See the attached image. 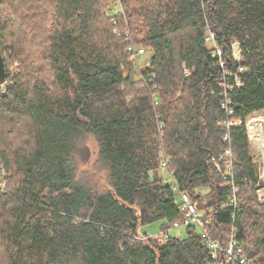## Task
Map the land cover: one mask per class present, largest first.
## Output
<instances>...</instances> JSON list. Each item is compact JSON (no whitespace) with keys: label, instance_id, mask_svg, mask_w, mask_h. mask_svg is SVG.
Instances as JSON below:
<instances>
[{"label":"trees","instance_id":"trees-1","mask_svg":"<svg viewBox=\"0 0 264 264\" xmlns=\"http://www.w3.org/2000/svg\"><path fill=\"white\" fill-rule=\"evenodd\" d=\"M110 4L0 0V264H239L212 260L195 224L168 236L183 220L173 185L212 241L264 264V178L244 125L264 112V0ZM208 30L224 70L245 68L241 87L211 57ZM129 43L148 54L142 68ZM86 137L104 186L78 173ZM156 221L163 237L138 235Z\"/></svg>","mask_w":264,"mask_h":264},{"label":"built area","instance_id":"built-area-1","mask_svg":"<svg viewBox=\"0 0 264 264\" xmlns=\"http://www.w3.org/2000/svg\"><path fill=\"white\" fill-rule=\"evenodd\" d=\"M110 1V11L112 12H116L119 11L121 12V0H109ZM128 35V34H127ZM204 42L210 46L211 48V57L212 58H218L219 60V66L223 72V75L225 77H231L232 75V81H233V85L236 88H239L242 86V80H241V75L242 73H244L245 68L242 66H239L237 68V72L236 73H230L229 71L224 70V65L222 62V56L223 53L222 51L216 46L215 43V39H214V34L211 31H207L206 36L204 38ZM231 49H232V58L234 60V62L236 64H239L240 61V46L239 43L236 41H233L231 43ZM127 51L133 56L135 57V59L144 54L143 49H136L134 47L133 44L129 43V45L127 46ZM185 74L187 75L188 72L185 71ZM229 101L225 100L223 101V103H221V107L222 109L226 108L227 110L229 107ZM228 112H231V110H229ZM254 115V114H252ZM250 115L249 117H247L244 121V125H245V129H246V134L248 137V141L251 145H253L250 141V137H249V132H248V122L250 119L256 117V116H252ZM264 120V117H262ZM242 124L240 119H233V120H228V121H222L219 123V126H221V128L225 131H228L229 128L231 127H235V126H240ZM224 140L227 141L228 140V134L225 133L224 135ZM254 146V145H253ZM223 156L227 159V161L224 163V171H225V175H229L231 168H232V164L230 162V157H231V151L230 149H225L223 151ZM162 167L166 166V163H162L161 164ZM214 168L217 171H220V165L218 162L214 163ZM171 174L168 173V181H172L171 178ZM172 190L174 193H176L177 198L175 196L174 199V203L179 207L180 211L183 213V220L182 222H174L173 224V228H179L181 226L184 225H189V224H195L197 227H199V229L202 232V237L204 239L205 244L208 246V248L210 249V255H211V259L214 260L217 257V252L220 251L222 253V255H224L226 258H228L231 261H235L238 262L239 264H246V261L244 260V258H242L240 256V251L239 250H234V246L233 243H230L226 248H221L219 247V245L212 241L211 238L209 237L206 227L202 221V219L200 218L195 205L192 203L190 197L187 195V193L183 190H180L177 188L176 185H173Z\"/></svg>","mask_w":264,"mask_h":264},{"label":"rangeland","instance_id":"rangeland-1","mask_svg":"<svg viewBox=\"0 0 264 264\" xmlns=\"http://www.w3.org/2000/svg\"><path fill=\"white\" fill-rule=\"evenodd\" d=\"M148 59V54L141 55L136 58V62L138 63V67L142 68L144 64L146 63ZM252 116H256L252 119L258 118V117H264V112H257ZM251 145V144H250ZM80 147H83V151L81 153V156H79V165H78V173L79 175H82L83 177H87L92 179L96 185L104 186V171L100 168V166L97 164V146L94 140L91 137H86ZM252 149V156L254 158V161L258 165L260 169V173L263 171L264 166V159H262L258 152L256 151L255 147L251 145ZM86 155V158L84 156ZM162 177L167 178L168 174L165 171L161 172ZM264 178V177H263ZM258 196L261 195L263 198L260 200L264 201V189L260 190L258 193ZM177 198V195H176ZM164 226L163 221H156L147 225H142L138 227L137 233L140 237H154L159 236L163 237V231L162 227ZM168 236L171 237H178L183 238L185 236V227L180 228H171L168 230Z\"/></svg>","mask_w":264,"mask_h":264},{"label":"bare ground","instance_id":"bare-ground-1","mask_svg":"<svg viewBox=\"0 0 264 264\" xmlns=\"http://www.w3.org/2000/svg\"><path fill=\"white\" fill-rule=\"evenodd\" d=\"M248 132L251 143L254 145L259 156L264 159V120L262 117L250 119Z\"/></svg>","mask_w":264,"mask_h":264},{"label":"water","instance_id":"water-1","mask_svg":"<svg viewBox=\"0 0 264 264\" xmlns=\"http://www.w3.org/2000/svg\"><path fill=\"white\" fill-rule=\"evenodd\" d=\"M5 82V74H4V65H3V59L1 57V54H0V85H3ZM264 177V166H263V171L260 175V178H263ZM260 198L262 199L263 196L259 195Z\"/></svg>","mask_w":264,"mask_h":264}]
</instances>
